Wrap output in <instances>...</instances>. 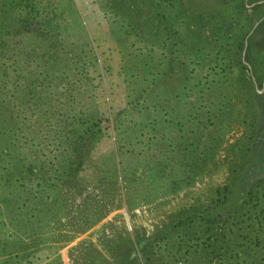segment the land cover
<instances>
[{"label": "trees", "instance_id": "trees-1", "mask_svg": "<svg viewBox=\"0 0 264 264\" xmlns=\"http://www.w3.org/2000/svg\"><path fill=\"white\" fill-rule=\"evenodd\" d=\"M160 1L179 12L180 0H154V6ZM262 1L247 5L250 0H216L230 12L217 14L215 21L209 18L215 27L206 32L195 29L191 20L186 26L185 38L192 39L188 47H182L183 39L173 26L175 16L162 25L163 31L156 30V51L145 47L123 52L117 68L127 99L112 112L106 105L99 111L76 107L80 92L88 90L90 96L95 87L81 82L84 76L100 84V56L84 33L80 36L86 44L75 48L78 43L63 31L64 24L59 27L62 7L52 2L39 9L41 0H0V139L13 130L12 124L18 130L21 121L18 105L12 108L4 90L8 72L14 76L18 103L32 108L48 102L41 107L50 120L60 108L51 124L54 135L34 145L31 159L22 161L21 141L16 142V157H10L8 144L0 143L1 205L17 209L19 190L27 189L19 169L11 176L19 162L26 164L25 172L35 183L36 172L45 173L46 165L56 159L63 179L70 181L83 162L84 140L108 134L111 114L115 129L143 137L136 169L150 175L152 184L154 174L171 177L179 186L202 177L220 149L226 173L222 182L166 214L150 233L128 238L120 257L108 264H264V171L243 190L234 188L256 146L261 149L254 161L264 170V137L256 129L259 100L264 99V87L257 90L264 77V16L255 24ZM55 78L57 93H68L62 103L49 100L48 87ZM236 100L244 131L222 145ZM49 143L51 154H41Z\"/></svg>", "mask_w": 264, "mask_h": 264}, {"label": "rangeland", "instance_id": "rangeland-1", "mask_svg": "<svg viewBox=\"0 0 264 264\" xmlns=\"http://www.w3.org/2000/svg\"><path fill=\"white\" fill-rule=\"evenodd\" d=\"M255 1L250 0L247 5ZM52 2L62 7L59 27L64 24L66 29L63 31L78 43L75 48H83L86 44L80 36L84 33L100 56V84L94 78H91L92 81L85 76L81 79V82L95 84L90 96L88 90H83L78 95L77 109L87 111H99L102 105H106L114 112L125 106V85L117 68L122 53L140 52L145 47L156 51L158 39L155 37L158 36L154 37V34L163 31L162 25L168 24L173 17L176 16L173 26L178 28L179 39H183L182 47H188L192 39L188 41L185 38L186 26L192 25L191 20L194 21L195 29L206 32L215 27L209 18L215 21L217 14L230 12L229 9L226 11L227 8L218 6L216 0H180L181 6L177 13L174 12L173 5H166L165 1L156 4L160 9L159 13L154 6V0H41L38 7L41 9ZM174 5L176 7L177 3ZM258 11L260 17L258 16L255 24L264 16L263 1ZM189 13L196 17L188 18ZM74 15L79 20L77 23ZM250 32L251 29L246 35ZM119 35L123 37L120 38ZM245 43L246 36L244 45ZM13 80V73L8 72L4 90L7 98L12 100V108L15 109L18 105L16 111L20 113L21 121L18 130L12 124L13 130L9 133L7 130L5 139H0V143L8 144L10 157H16V142L21 141V157L25 161L31 159V149L33 150L35 144L39 147L41 142H47V138L54 135V126L51 124L60 108L53 112L50 120L44 117L46 112L41 107L48 102H40L32 108L18 103ZM56 81V78L52 79L48 87L49 100L54 103L61 102L68 96L67 91L63 95L57 93L60 87L56 85ZM261 81L263 86L258 91L264 87V77ZM235 102L222 145L244 131V124L236 115L240 101ZM111 116H108V134L101 133L90 142L89 139L84 140V147H81L83 162L69 177L70 181L63 179L64 173L59 171V162L56 159H53L54 163L51 165H46L45 173L39 170L36 172L35 183L38 185H35L34 180H29V173L25 172L26 164L19 162L18 168L16 165L17 169L11 176L19 169L24 175L21 180L27 189L19 190L17 209L0 203V264L116 262L125 249L128 238L133 239L136 234L150 233L166 214L186 205L196 195L223 181L226 167L223 150L220 149L213 164L202 177L189 179L186 184L179 186L171 177L165 179L160 174H154L152 184L150 175L136 169V155L142 149L140 139L143 137L134 136V131L128 130L126 135L119 131L122 129H115ZM127 124L125 125L128 127ZM256 127L258 135L264 137V99L261 98ZM42 138L46 139L41 141ZM46 146L47 148L39 151L41 154L46 152L44 155H50L53 145L49 143ZM117 148L118 152L115 151ZM260 149L261 147L256 146L252 151L251 161L240 172L235 190H243L255 176L264 171L254 161L258 157L256 150ZM11 160L14 159L9 161ZM168 179L171 183L166 184L164 181Z\"/></svg>", "mask_w": 264, "mask_h": 264}, {"label": "flooded vegetation", "instance_id": "flooded-vegetation-1", "mask_svg": "<svg viewBox=\"0 0 264 264\" xmlns=\"http://www.w3.org/2000/svg\"><path fill=\"white\" fill-rule=\"evenodd\" d=\"M255 2H260L259 0H256Z\"/></svg>", "mask_w": 264, "mask_h": 264}]
</instances>
